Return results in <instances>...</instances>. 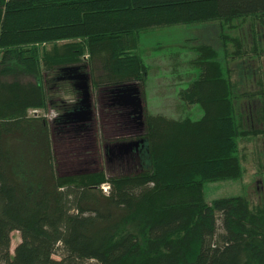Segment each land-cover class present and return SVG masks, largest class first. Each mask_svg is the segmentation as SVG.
<instances>
[{"label":"trees","instance_id":"16d2710c","mask_svg":"<svg viewBox=\"0 0 264 264\" xmlns=\"http://www.w3.org/2000/svg\"><path fill=\"white\" fill-rule=\"evenodd\" d=\"M248 19L264 28V0H0V264H264V207L205 199L206 183L243 175L242 139L264 136V80L240 93L222 51ZM215 21L221 51L196 46L197 75L180 93L200 118L147 114L146 166L110 179L108 193L101 174H57L49 121L28 114L54 105L44 82L50 91L70 68L95 89L143 82L139 31ZM237 43L238 57L263 53Z\"/></svg>","mask_w":264,"mask_h":264},{"label":"rangeland","instance_id":"374dc122","mask_svg":"<svg viewBox=\"0 0 264 264\" xmlns=\"http://www.w3.org/2000/svg\"><path fill=\"white\" fill-rule=\"evenodd\" d=\"M232 37L239 38L236 41L229 40L222 51L230 60L232 68L236 70L233 75L235 80H242L243 84L239 92L254 90L257 88L258 78L264 80V28L259 24L254 25L252 19L238 23V27L229 31ZM221 28L218 22L207 24L174 25L167 27H154L138 32V49L147 65V75L143 82H137L141 90L144 107V118L147 114L164 115L169 118L182 119L184 117L200 118L202 110L199 105L189 104L181 99L180 93L188 87L190 81L197 75V66L193 60L197 56L198 44L215 45L221 51ZM238 41L241 42L242 52L249 51L252 46L261 45L263 53L256 58L249 57L248 53L236 56ZM52 46H48L50 49ZM228 52H226V51ZM9 54V53H8ZM17 54V53H13ZM247 54V56H246ZM1 56V55H0ZM10 56V55H9ZM11 58L16 60V66L20 59L17 55ZM22 66L20 65L19 68ZM18 71V68H15ZM53 74V73H51ZM44 73V77H45ZM22 80L21 76L16 77ZM51 75V77H53ZM54 78V77H53ZM11 80H14L12 76ZM26 80V79H24ZM90 94L92 97L93 119L87 121L82 128L69 123L55 125L54 120L63 114L69 104L80 100V91L67 77H61L49 91V84L44 82L47 95L54 100V105L46 108H31L28 114L47 118L51 129L52 148L55 157V166L58 175H96L105 177V182L100 187L105 193L110 190V179L122 175L139 173L141 161L145 167V154L139 151V147L131 150H115L111 153L112 146L116 143L130 142L144 139L147 132L138 134L136 127L121 124L118 108H106L110 116L103 120L100 106L101 88H93L89 76ZM246 107L245 98L237 102L238 110ZM112 115V116H111ZM117 122H114L116 121ZM115 124V125H114ZM86 126L88 128H86ZM114 128V132L111 131ZM242 163L244 173L239 179L208 182L205 185V199L212 202L215 199L232 196H244L252 207H264V136L248 137L242 139ZM109 147V149H107ZM143 149V148H142ZM114 150V149H113ZM143 158V159H142ZM148 163V162H147ZM20 241L17 231L12 233L11 250Z\"/></svg>","mask_w":264,"mask_h":264},{"label":"water","instance_id":"95a60500","mask_svg":"<svg viewBox=\"0 0 264 264\" xmlns=\"http://www.w3.org/2000/svg\"><path fill=\"white\" fill-rule=\"evenodd\" d=\"M69 71L77 72L76 69L70 68ZM76 76L81 81L77 85V89L81 92V98L79 101L80 108L78 110H73L67 115L74 118L80 117L82 120H89L91 118H86V115L91 114L92 99L90 94V84L89 75L83 72H77ZM108 88H101L100 95H104ZM107 93L111 95L112 105H115L119 110V117L121 118L122 125L134 126L137 129V133L140 134L144 132L146 121L144 118V107L143 100L141 97V90L138 83H127L117 86L113 89H109ZM103 91V92H102ZM99 95V96H100ZM140 142L130 141L124 143H116L112 146L113 149L121 150H131L132 147H139Z\"/></svg>","mask_w":264,"mask_h":264},{"label":"flooded vegetation","instance_id":"af4514ba","mask_svg":"<svg viewBox=\"0 0 264 264\" xmlns=\"http://www.w3.org/2000/svg\"><path fill=\"white\" fill-rule=\"evenodd\" d=\"M67 73H68L67 76H64V77H67L68 79H70V82L73 83L74 86L79 85L81 80L76 77L78 75V73L77 72H71V71H68ZM79 97H81V92H80ZM91 99H92V97H91ZM99 100L101 102L100 106L102 108L101 109L102 110L101 115H102L103 120L106 121L107 117L110 116V112H111V111L109 112V110L106 112V108H108L110 110L112 109V111H113L112 115H113L114 114V108L116 106L112 105L111 95H109L107 92H105L104 95H100ZM78 109H76V110H78ZM91 111H92V106H91ZM118 113H119V111L116 112L115 114L118 115ZM67 114H65V119H66L65 123H69V124H72L73 126L75 125V126L80 127V128H82L83 126L86 125L85 123L87 122V120H82L80 117L74 118V117H72L70 115H67ZM86 118H91V119L88 120V121H91L93 119V111L91 112V114L86 115ZM114 122H117V120L114 121ZM86 128H88V127L86 126ZM114 130H115L114 128H111L112 132H114ZM133 141H136V140H133ZM144 142H145L144 139H143V142H140L139 145H141V147H140L139 151H142V148H144ZM107 149H109V147ZM115 150H117V149L116 148L114 150L112 149L111 153L114 154Z\"/></svg>","mask_w":264,"mask_h":264},{"label":"crops","instance_id":"0c3cea01","mask_svg":"<svg viewBox=\"0 0 264 264\" xmlns=\"http://www.w3.org/2000/svg\"><path fill=\"white\" fill-rule=\"evenodd\" d=\"M110 91V90H107V92ZM103 92V91H102Z\"/></svg>","mask_w":264,"mask_h":264}]
</instances>
